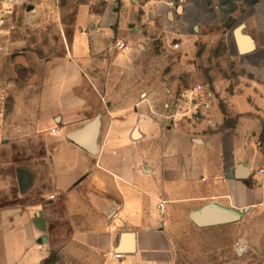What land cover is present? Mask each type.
I'll list each match as a JSON object with an SVG mask.
<instances>
[{"label":"crops","instance_id":"1","mask_svg":"<svg viewBox=\"0 0 264 264\" xmlns=\"http://www.w3.org/2000/svg\"><path fill=\"white\" fill-rule=\"evenodd\" d=\"M169 1L104 0L97 13L80 10L62 53L48 57L12 38L21 0L0 5V89L31 92L28 114L0 118V139L30 140L23 153L42 152L0 177L4 264H42L52 251L65 264H109L110 253L122 254V234L132 236L134 251L120 264H172L173 250L187 242L173 225L189 223L208 241L227 240L222 264H235L233 250L248 253L246 264H264L260 118L243 114L225 125L214 99L198 124L184 119L186 126L163 132L153 119L179 118L177 93L198 76L194 60L211 33L234 50L239 76L231 85L209 72L203 85L240 111H264V0H182L175 9ZM245 40L250 50L240 53ZM93 121L89 154L66 136ZM207 205L244 212L234 223L195 226L189 215Z\"/></svg>","mask_w":264,"mask_h":264},{"label":"rangeland","instance_id":"2","mask_svg":"<svg viewBox=\"0 0 264 264\" xmlns=\"http://www.w3.org/2000/svg\"><path fill=\"white\" fill-rule=\"evenodd\" d=\"M103 1L21 0V5L16 7L11 15L13 24L11 28L12 38L23 40L27 48L37 50L43 57L58 56L62 53L65 43L64 35L69 39L72 31L71 26L80 10L85 9L91 13H97ZM210 36V40L208 39L199 44L196 60H194L199 68L198 76L187 77V79L183 80L182 84L184 87L192 88L196 85L205 84L208 80H211L209 79V72H214L221 83L227 81L232 85L234 80L237 81L239 65L234 59V50L229 44L224 42L221 34L211 33ZM169 69L170 67L167 68V70ZM22 88L23 86L18 90L9 86L7 89H0V118H20L28 114V101L31 97V92L22 90ZM226 88H229L226 93L228 95L232 94L231 87ZM212 91L216 101V115L218 118H223V124L232 125L238 121V118H243V114H247V117L250 118H260L259 130L263 135L261 134L259 139L261 143H264L263 109L254 107L246 112L240 111L239 107L222 99V91L214 88ZM158 110L163 111L162 106ZM153 119L163 121L161 123L163 132H166L167 127L173 126L174 123L178 126H186V122L180 117L171 120H166V118ZM27 142L30 144V140L21 141L18 138H8L4 143L0 139V177L6 171L12 174L14 165L42 156V152L37 154L23 153L21 145H26ZM17 191V184L14 183L10 194ZM6 205V202L0 201V208ZM1 226L2 219L0 217V264H4L2 261ZM173 226L176 227L174 229L185 236L187 242L184 245L180 243L179 250H173L172 264H222L225 256L229 255L226 246L227 240H224L223 236L209 237L214 241H208L207 237L196 231L190 223L188 225L174 224ZM238 238V236L232 238L233 246L238 244ZM245 255H248V253L237 255L233 250L231 263L246 264L245 259L247 258H245ZM247 262V264H250V261ZM42 264H65V259L58 251H52L48 259Z\"/></svg>","mask_w":264,"mask_h":264},{"label":"water","instance_id":"3","mask_svg":"<svg viewBox=\"0 0 264 264\" xmlns=\"http://www.w3.org/2000/svg\"><path fill=\"white\" fill-rule=\"evenodd\" d=\"M238 50L240 53H245L250 50L249 43L245 41L238 42ZM97 136V123L95 121L89 123L85 127L66 136L67 140L89 154H95V141ZM137 135H135L136 137ZM244 210L238 212L215 209L212 205L204 206L202 209L192 212L189 215L191 222L197 227L214 226L226 223H234L240 219ZM34 224L38 229L44 231V222L42 219H37ZM128 238V239H127ZM128 240V241H127ZM43 237L37 240L38 244L45 243ZM122 254H130L134 251L132 236L127 237L122 234L117 248Z\"/></svg>","mask_w":264,"mask_h":264},{"label":"built area","instance_id":"4","mask_svg":"<svg viewBox=\"0 0 264 264\" xmlns=\"http://www.w3.org/2000/svg\"><path fill=\"white\" fill-rule=\"evenodd\" d=\"M16 0H0V5L4 3H14ZM183 4L182 0H171L167 3L169 8H178ZM9 13V11H7ZM119 50L124 49L125 44L119 42L116 44ZM174 49L177 45L172 46ZM214 93L211 88L206 85H196L192 88H181L177 93V101L184 104L182 109L179 108V113L175 116L191 121L194 124L201 123L206 118H210V111L213 107ZM54 129L51 130L54 133ZM261 174H264V169L260 170ZM50 196L49 199H52ZM163 204H159L158 209L162 211ZM123 255L118 252H112L109 255V264H120Z\"/></svg>","mask_w":264,"mask_h":264}]
</instances>
